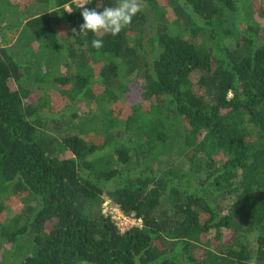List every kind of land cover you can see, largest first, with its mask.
Wrapping results in <instances>:
<instances>
[{
    "label": "trees",
    "instance_id": "trees-1",
    "mask_svg": "<svg viewBox=\"0 0 264 264\" xmlns=\"http://www.w3.org/2000/svg\"><path fill=\"white\" fill-rule=\"evenodd\" d=\"M83 6L0 0V264H264V0Z\"/></svg>",
    "mask_w": 264,
    "mask_h": 264
},
{
    "label": "clouds",
    "instance_id": "clouds-1",
    "mask_svg": "<svg viewBox=\"0 0 264 264\" xmlns=\"http://www.w3.org/2000/svg\"><path fill=\"white\" fill-rule=\"evenodd\" d=\"M142 2L143 0H117L114 5L105 6L102 9L83 6L80 11L83 22L79 25L78 35L87 36L89 33L94 36L100 34L118 35L142 11ZM72 32L77 35L76 29H72ZM91 46L101 49L103 39H92Z\"/></svg>",
    "mask_w": 264,
    "mask_h": 264
},
{
    "label": "rangeland",
    "instance_id": "rangeland-1",
    "mask_svg": "<svg viewBox=\"0 0 264 264\" xmlns=\"http://www.w3.org/2000/svg\"><path fill=\"white\" fill-rule=\"evenodd\" d=\"M37 9V11L35 10L34 11V9H31V12L32 13H37V16L38 15H41V14H43L44 12L43 11H40L39 10V8H36ZM28 10H26L24 13L26 14V12H27ZM28 16H30L29 14H27ZM151 25L150 26H153V24L151 23V22H149ZM24 29V28H23ZM22 28H21V32H26L25 30H23ZM20 31V30H19ZM5 33H8V31L7 32H5ZM15 40H16V35H15V39L11 42L12 44H14V42H15ZM33 42L34 41H32V42H29L28 43V46L29 47H31L32 48V46H33ZM11 44V45H12ZM50 63V62H49ZM51 64V63H50ZM44 67V70H50L49 69V67H48V65L47 66H43ZM44 70H41V71H44ZM54 73V72H53ZM59 73L60 74H65V69L64 68H60V70H59ZM93 104L91 103L89 106H86V105H81L80 106V117H79V119H78V123H80V122H83L84 121V115H85V113L86 112H88V111H94V109H93ZM78 123H77V121H75L74 123H73V126L74 127H76V125H78ZM47 133H49L50 135H54V136H56L57 135V133H55V132H53L52 131V127H51V129H48V131H47ZM62 134H64L65 132H61ZM21 195H17V196H15V197H13L12 199H10V200H7L6 201V212H7V218L9 219L10 218V215H13V213H15L17 210H20L21 209V206H22V204H21ZM5 205V204H4ZM13 211V212H12ZM0 255H1V253H0ZM13 261H15V262H19L20 263V257H18V256H16L15 258L13 257V258H11Z\"/></svg>",
    "mask_w": 264,
    "mask_h": 264
},
{
    "label": "built area",
    "instance_id": "built-area-1",
    "mask_svg": "<svg viewBox=\"0 0 264 264\" xmlns=\"http://www.w3.org/2000/svg\"><path fill=\"white\" fill-rule=\"evenodd\" d=\"M89 0H74V4L77 6H83ZM102 213L105 216H109L110 219L114 222L117 229L124 233L132 227H139L141 225V220L135 219L133 216H126L117 208L112 206L110 202L106 201L102 205Z\"/></svg>",
    "mask_w": 264,
    "mask_h": 264
}]
</instances>
